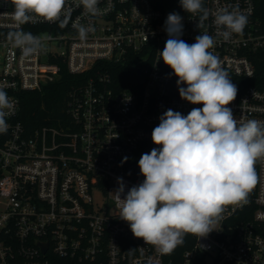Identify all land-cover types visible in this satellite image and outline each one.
<instances>
[{"label":"built area","instance_id":"built-area-1","mask_svg":"<svg viewBox=\"0 0 264 264\" xmlns=\"http://www.w3.org/2000/svg\"><path fill=\"white\" fill-rule=\"evenodd\" d=\"M236 4L248 24L225 41L212 18ZM77 5L69 0L71 20L64 28L58 22L20 26L43 37V50L23 58L7 39L17 30L14 6L0 0V87L13 105L8 130L0 134V264H194L198 253L210 264H264V161L256 164L259 181L247 202L228 207L206 238L194 236L179 261L135 238L119 219L113 193L118 178L125 193L143 182L135 154L153 143L159 117L168 109L187 115L202 105L181 99L177 77L157 61L173 12L152 0H99L97 16ZM204 6L210 17L200 30L198 16L179 13L181 39L191 44L200 31L212 35V51L238 89L229 105L235 118L264 121V72L257 65L264 62V21L255 17V0H204ZM76 21L95 32L79 40ZM130 62L136 76L124 82L120 66ZM95 64L96 73L70 89L65 117L27 130L19 119V91L57 80L63 65L79 74Z\"/></svg>","mask_w":264,"mask_h":264},{"label":"clouds","instance_id":"clouds-1","mask_svg":"<svg viewBox=\"0 0 264 264\" xmlns=\"http://www.w3.org/2000/svg\"><path fill=\"white\" fill-rule=\"evenodd\" d=\"M183 10L198 16L197 28L205 27L210 11L204 0H179ZM11 18L15 31L7 34L23 58L43 50V37L24 31L28 23H59L71 20L69 0H11ZM99 0H78L85 13L97 16ZM183 17L168 14L164 31L168 39L159 61L177 77L181 99L193 104L187 115L168 109L159 117L151 139L154 147L138 161L143 182L125 193V184L113 192L121 220L128 223L135 238L151 245L160 255L171 254L184 244L186 235L206 238L222 219L226 209L247 202L259 181L258 161H264V121H237L229 105L236 99L232 83L221 59L212 51L216 40L207 31L187 43L183 35ZM212 22L225 41L242 35L248 15L238 4L220 8ZM78 38L85 41L95 28L73 22ZM185 85V86H181ZM12 101L0 87V134L6 133ZM128 158L125 157L126 161Z\"/></svg>","mask_w":264,"mask_h":264},{"label":"trees","instance_id":"trees-1","mask_svg":"<svg viewBox=\"0 0 264 264\" xmlns=\"http://www.w3.org/2000/svg\"><path fill=\"white\" fill-rule=\"evenodd\" d=\"M155 7L164 11L182 13L185 12L180 5L179 0H152ZM255 17L264 21V0H255ZM261 72H264V62L257 64ZM134 63L121 65L122 80L127 82L135 78ZM96 73L95 66L88 71L75 74L63 65L61 77L57 80L45 84L40 90H21L18 92L20 99L19 119L23 122L27 130L32 131L43 124H56L58 118L66 116L67 95L75 84L84 83L87 78ZM154 147L153 143L143 144L136 152V158L139 161L144 153H149ZM194 245V236L186 235L184 244L178 246L171 254L174 260L179 261L183 252L191 249ZM194 264H210L203 254L198 253ZM212 264H217L216 262ZM231 264V263H225Z\"/></svg>","mask_w":264,"mask_h":264},{"label":"rangeland","instance_id":"rangeland-1","mask_svg":"<svg viewBox=\"0 0 264 264\" xmlns=\"http://www.w3.org/2000/svg\"><path fill=\"white\" fill-rule=\"evenodd\" d=\"M96 197H97V199H98V201L99 202H103V197H102V195L101 194H96Z\"/></svg>","mask_w":264,"mask_h":264},{"label":"water","instance_id":"water-1","mask_svg":"<svg viewBox=\"0 0 264 264\" xmlns=\"http://www.w3.org/2000/svg\"><path fill=\"white\" fill-rule=\"evenodd\" d=\"M138 72H140V69H138Z\"/></svg>","mask_w":264,"mask_h":264}]
</instances>
